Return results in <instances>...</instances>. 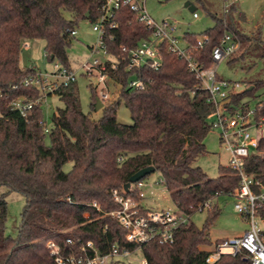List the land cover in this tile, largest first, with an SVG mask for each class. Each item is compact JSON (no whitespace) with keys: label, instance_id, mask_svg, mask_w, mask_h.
Here are the masks:
<instances>
[{"label":"trees","instance_id":"1","mask_svg":"<svg viewBox=\"0 0 264 264\" xmlns=\"http://www.w3.org/2000/svg\"><path fill=\"white\" fill-rule=\"evenodd\" d=\"M197 1L206 8L204 0ZM104 2L0 0V90L8 91L0 97V187L26 198L18 235L12 237L6 234L7 195L0 191V264H56L47 247L49 240L62 245L67 238L92 241L102 253L113 245L135 249L137 246L125 239L126 229L109 214L120 207L112 190L118 189L140 202L143 198L138 191L131 187L125 190L124 185L148 166L160 172L172 200L188 214L199 211L209 199L239 189L240 179L232 167L220 165L219 175L214 178L194 165L207 152L205 138L211 130L212 105L197 90L198 79L185 60L163 46L159 69L143 67L138 71L144 76L145 87H127L134 70L127 69L129 52L122 47L130 49L150 32L127 5L117 10L113 19L116 26L106 27L104 42L117 64L114 69L111 62L107 63L109 74L121 85V94L102 108L100 118L83 111L75 82L56 92L64 107L53 114L48 132L41 105H36L27 117L10 108L15 97L34 99L40 95L33 86L11 89L36 70L20 65L24 40L44 39L47 58L73 69L67 51L73 36L68 30L77 28L82 20L95 22ZM237 10L235 2L222 17L207 9L213 26L198 36L185 33L189 49L207 66L213 62V49L227 32L237 33L242 45L250 38L234 19ZM199 39H204L202 48ZM247 85L253 89H245L235 101L259 97L257 117L264 116V77ZM92 94L91 107L95 111L98 96L93 87ZM121 101L129 109L133 124L118 121ZM68 163L72 166L65 170ZM245 168L264 180V137L246 158ZM219 214L220 208L213 204L203 227L190 221L177 230L172 246L156 241L144 244L142 252L149 264H246L241 257L232 256L207 262L204 246L211 243L209 230Z\"/></svg>","mask_w":264,"mask_h":264},{"label":"built area","instance_id":"2","mask_svg":"<svg viewBox=\"0 0 264 264\" xmlns=\"http://www.w3.org/2000/svg\"><path fill=\"white\" fill-rule=\"evenodd\" d=\"M146 1L105 0L101 8V16L92 22L98 40L91 46V55L102 54L84 62L83 68L88 75L95 74L97 86L102 84L106 89L108 81L113 80L107 63L111 62V67L114 69L117 68V64L109 54L104 38L106 27L116 26L113 19L117 10L123 5L129 6L137 21L150 31L147 37L139 40L130 49L126 46L122 47L123 51L129 52L127 69L134 70L127 87L133 89L145 87L144 76L138 71L143 67L159 69L163 46L186 61L189 69L198 79L197 90L202 91L212 105L209 117L210 128L218 131L221 147L229 155L228 166L236 171L240 179L238 191L230 195L236 197L235 209L248 220L250 226L240 235L211 240V243L204 248L208 251L206 260L208 263H215L223 256H232L241 257L246 264H264V180L250 174L245 168L246 158L257 149L259 140L264 137V116L257 117L261 104L258 101L253 107L250 96L235 101V98L244 91L240 81L224 79L218 74L219 64L232 58L239 50L240 36L234 32H227L213 49V62L207 66L194 50L189 49L190 44L184 37L186 32L181 33L178 20L174 18L154 20L147 10ZM225 8L227 11L228 7ZM193 15L198 17L196 11ZM68 31L73 37L78 34L77 28ZM203 44L204 39H199L200 48ZM76 80L75 70L59 62L55 63V68L50 72H42L36 68L19 83L12 85L11 89L33 86L40 90V95L34 99H27L24 96L15 97L10 101V108L27 117L36 105H41L61 87L68 86ZM7 92L0 90V97ZM100 97L108 99V91L102 89ZM45 130L48 132L49 127L46 126ZM145 185L146 181L142 180L132 183L131 188L137 190L139 196L144 199ZM112 196L120 207L110 211L109 214L126 229V241L137 247L131 250L120 249L117 245H113L107 252L102 253L92 241L67 238L62 245L56 240H49L47 247L56 264H125V262L149 264L145 256L142 260H136L132 256L138 251L142 252V246L151 241L172 246L176 241L177 230L186 226L191 219L192 214L183 212L177 206L176 209L146 208L145 211L144 206L133 196L126 195L118 189L112 190ZM93 205L101 210L96 202ZM212 205L213 199H209L199 206L198 210H208Z\"/></svg>","mask_w":264,"mask_h":264},{"label":"rangeland","instance_id":"3","mask_svg":"<svg viewBox=\"0 0 264 264\" xmlns=\"http://www.w3.org/2000/svg\"><path fill=\"white\" fill-rule=\"evenodd\" d=\"M188 0H147L146 7L151 17L156 21L166 18L178 20L181 26V33L190 32L197 36L214 24L213 18L207 13V9L224 16L225 7H230L232 3L238 5V10L234 12V19L239 25L242 33L250 38L240 45L239 50L232 58L237 57L234 62L229 59L223 61L218 66V74L221 78L236 80L242 83L245 90L248 82L264 77V0H204L206 8L200 1L190 0L196 6L198 17H194L193 11L186 6ZM70 17L69 13H65ZM78 34L72 38V42L67 51L71 67L75 70L77 80L75 82L81 107L85 113H92L94 118H100L102 108L112 101L117 100L121 94V85L113 80L108 81L105 88L100 84L97 86V78L87 74L83 68V63L99 55H91V46L97 43L98 34L93 30V23L89 20H82L77 26ZM231 59V58H230ZM56 61H50L45 53L44 39H26L22 45L20 65L23 68L36 67L42 72H50L55 68ZM90 73V72H89ZM92 87L102 101L99 109L92 111L91 102L93 100ZM106 90L109 93L108 99L100 97V91ZM260 91L256 92L259 94ZM251 97V96H250ZM259 101V97H251L250 102L253 107ZM44 112V120L47 126H52V116L57 108L64 107L63 101L57 94L50 95L41 104ZM118 121L123 124H133L129 109L121 101L117 110ZM49 143V139H46ZM207 152L196 159L194 165L200 166L210 177L219 175V166L228 165L229 155L222 149L218 131L210 130L205 138ZM72 163L65 166L69 170ZM146 197L140 203L155 210L176 209V204L172 200L169 191L163 183L160 172L151 173L146 179ZM1 192H6L8 201V220L6 234L16 237L21 223V213L26 204L24 195L0 187ZM236 197L230 194H220L213 199V204L220 208V214L209 230L211 240L218 238L233 237L242 234L249 229V222L236 209ZM208 215V210L196 211L191 215L192 221L197 227L202 228ZM206 246H204L205 248ZM144 257L141 251L132 256L136 260ZM125 264H129L126 263ZM139 264V263H137Z\"/></svg>","mask_w":264,"mask_h":264},{"label":"water","instance_id":"4","mask_svg":"<svg viewBox=\"0 0 264 264\" xmlns=\"http://www.w3.org/2000/svg\"><path fill=\"white\" fill-rule=\"evenodd\" d=\"M186 6H188L189 9L191 11H193V12L196 10V6L190 0H188L186 2ZM52 59H53V57H52ZM251 89H253L252 85L247 88V90H251ZM101 105H102V101L100 99H98V101H97V109H99L101 107ZM154 171H155V167L154 166H148V167H145V168L139 170L134 175H132L131 178H130V181L124 185L125 190H129L131 185H132V183L140 181L141 179H143L147 175L153 173Z\"/></svg>","mask_w":264,"mask_h":264},{"label":"crops","instance_id":"5","mask_svg":"<svg viewBox=\"0 0 264 264\" xmlns=\"http://www.w3.org/2000/svg\"><path fill=\"white\" fill-rule=\"evenodd\" d=\"M142 205H143V203H142ZM144 206V205H143ZM145 207V206H144ZM145 208H147V207H145ZM149 209V208H148Z\"/></svg>","mask_w":264,"mask_h":264}]
</instances>
